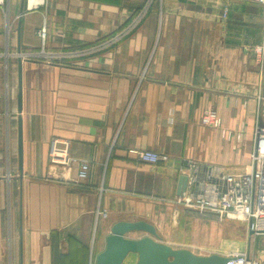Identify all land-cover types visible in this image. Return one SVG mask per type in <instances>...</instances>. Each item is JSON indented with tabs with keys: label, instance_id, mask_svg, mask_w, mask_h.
<instances>
[{
	"label": "crops",
	"instance_id": "0c3cea01",
	"mask_svg": "<svg viewBox=\"0 0 264 264\" xmlns=\"http://www.w3.org/2000/svg\"><path fill=\"white\" fill-rule=\"evenodd\" d=\"M144 1L46 0L39 8L41 1L30 7L24 0L20 14L21 0H5L0 8V264H94L118 220L150 222L173 245L164 230L179 175H187L186 191L196 187L195 173L205 180L209 164L238 172L247 162L255 130L264 127V60L260 65L252 52L264 42V4L149 0L132 36L106 48L87 45ZM41 50L45 57L34 56ZM206 109L218 125L201 122ZM53 138L67 141L74 161L50 162ZM137 150L168 160L147 163ZM79 160L89 165L86 178L77 175ZM100 209L107 217L96 216ZM179 210L182 220L191 211ZM231 226L225 239L205 227L202 239L221 243L220 254L246 250V242L232 247ZM128 256L123 263L133 264L136 255ZM259 258L264 264V253Z\"/></svg>",
	"mask_w": 264,
	"mask_h": 264
},
{
	"label": "built area",
	"instance_id": "2783aa9c",
	"mask_svg": "<svg viewBox=\"0 0 264 264\" xmlns=\"http://www.w3.org/2000/svg\"><path fill=\"white\" fill-rule=\"evenodd\" d=\"M3 0H0V3ZM264 4V0H253ZM43 3L41 0L40 4ZM145 9L139 14L144 16ZM227 14V7L221 13L222 18ZM38 35L44 39L45 29L38 30ZM264 35V33H263ZM252 52L260 65L264 60V42L252 47ZM201 122L216 126L219 119L213 109H206L201 116ZM137 158L147 163L166 162L168 156L151 150L135 151ZM50 162L68 164L75 160L68 154L67 141L51 139L48 152ZM188 168L196 171L197 164L188 163ZM89 165L85 160H79L78 177L86 178ZM192 180L196 187L173 197V211L179 208L198 213L211 214L222 219H239L245 222L247 231L251 234H264V127H258L254 134L253 147L243 169L238 172H226L221 167L209 164L205 180L199 181L196 173ZM107 211H96L97 217H107ZM229 259L226 264H261L258 256L248 252L231 251L227 253Z\"/></svg>",
	"mask_w": 264,
	"mask_h": 264
},
{
	"label": "water",
	"instance_id": "95a60500",
	"mask_svg": "<svg viewBox=\"0 0 264 264\" xmlns=\"http://www.w3.org/2000/svg\"><path fill=\"white\" fill-rule=\"evenodd\" d=\"M24 0H21L20 14L23 11ZM20 20L17 23V34H19ZM19 39V36H18ZM19 42V40H18ZM17 109L21 110V74H22V56L19 46L17 48ZM260 127V126H259ZM22 165L21 149V125L18 120V167ZM187 175L181 174L178 177L176 194L180 195L186 187ZM139 231L143 235L139 237H129L130 232ZM248 235L251 231L247 232ZM104 248L97 253L94 264H124L129 254H135L136 258L133 264H226L229 257L226 254L211 253L199 254L187 247H173L163 242L155 226L143 219L134 221L118 220L110 225L109 233L105 236Z\"/></svg>",
	"mask_w": 264,
	"mask_h": 264
},
{
	"label": "rangeland",
	"instance_id": "374dc122",
	"mask_svg": "<svg viewBox=\"0 0 264 264\" xmlns=\"http://www.w3.org/2000/svg\"><path fill=\"white\" fill-rule=\"evenodd\" d=\"M150 1L145 0L144 3H142L141 7L137 9L124 23L117 25L114 29H112L108 34L87 43V45L92 44L94 47L93 49H101L106 48L107 46L115 45L117 43H120L124 41L129 36H132V34L139 28V26L144 22L146 13L143 17L138 19L139 14L142 10L145 9V12L149 8ZM46 5V0H43V3L38 4L37 7L42 8ZM6 2L3 0L0 3V8L5 10ZM35 9V7L33 8ZM15 19L8 20L7 21V27L9 29V25L12 28L13 31L15 27ZM41 29V28H40ZM38 34V31H37ZM39 36V35H38ZM41 41L43 40L41 36H39ZM41 51L37 52L36 55L38 57H45L46 55L44 53H41ZM30 57V56H29ZM15 61V58L12 59V62ZM228 225H232L230 230H236V237L232 238V240H235V244L232 245H240L243 248V245L245 246V242L247 249L246 250H238L235 248H232L230 250H225L224 253L227 254L231 251H239V252H248L251 255L258 256L259 254L264 253V234H250L248 235V231L246 229V224L244 221L239 219H222L219 220L215 216L211 214H204V213H198L195 211H188L186 213L185 218L182 220V213L180 210L177 211V213H174V211H170L167 221V227L165 228L164 232L170 237L173 238V247H189L196 250V252H201L202 254H211V253H217L222 252L223 245L221 243H206L202 239L203 230L205 227H211L216 229V232L220 231L221 233V239H225L226 232ZM159 235V234H158ZM212 240H216L217 237L213 235L211 237ZM255 247V252H251L252 247ZM187 247V248H188ZM200 254V253H199ZM130 257L128 256L125 259V263H128L130 261Z\"/></svg>",
	"mask_w": 264,
	"mask_h": 264
},
{
	"label": "bare ground",
	"instance_id": "6f19581e",
	"mask_svg": "<svg viewBox=\"0 0 264 264\" xmlns=\"http://www.w3.org/2000/svg\"><path fill=\"white\" fill-rule=\"evenodd\" d=\"M39 1H41V0H27V5L32 7V6L36 5Z\"/></svg>",
	"mask_w": 264,
	"mask_h": 264
}]
</instances>
